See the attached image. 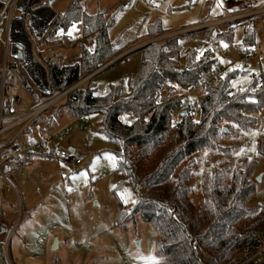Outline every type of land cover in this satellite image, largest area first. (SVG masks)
<instances>
[{
    "label": "trees",
    "instance_id": "16d2710c",
    "mask_svg": "<svg viewBox=\"0 0 264 264\" xmlns=\"http://www.w3.org/2000/svg\"><path fill=\"white\" fill-rule=\"evenodd\" d=\"M255 17L253 24L244 30L245 45H253L255 41ZM77 21H81L85 37L94 36L95 46L93 49L82 46L73 64L41 59L50 92H41L23 67L9 64L35 102L60 94L135 44L122 46L112 42L109 28L113 18L107 17L105 11L85 12L81 0H72L65 11L55 16L43 43L56 42L57 33L66 32ZM242 23L229 22L196 31L204 30L210 38L216 28L227 24L228 28L217 35L230 43L235 27ZM165 32L157 24L150 26L148 36ZM193 32L148 43L102 71L139 51L140 66L134 79L128 82L127 94L122 88L116 92L114 87L106 93L103 89L99 91L94 79L100 72L84 87L67 94L60 104L38 115L32 125L40 123L46 131L55 128L64 114L71 117L102 114L99 128L114 145L117 170L123 172L125 182L137 196L130 211L121 210L117 223L139 216L158 232L156 251L163 259L151 264H240L264 245V201L256 205L248 203L256 192L255 159L245 158L239 166L236 159L212 163L198 194L194 192L192 179L203 153L232 156L241 146L243 132L255 127L258 113L263 115L257 150L264 155V71L254 76L246 89L235 91L230 89V78L235 72L222 75L217 84L207 86L199 96L197 111L182 114L186 100L174 97L167 81L189 87L218 62L211 47L203 52L181 53L180 37ZM162 93H165L163 102H157ZM4 94L7 113L12 97L8 88ZM198 111L200 115L196 118ZM131 114L135 118L127 119ZM34 153L54 156L42 151L28 157ZM4 217L5 209L0 206V264H9L5 244L11 227Z\"/></svg>",
    "mask_w": 264,
    "mask_h": 264
},
{
    "label": "rangeland",
    "instance_id": "374dc122",
    "mask_svg": "<svg viewBox=\"0 0 264 264\" xmlns=\"http://www.w3.org/2000/svg\"><path fill=\"white\" fill-rule=\"evenodd\" d=\"M71 1L40 0L31 7L37 9L49 5L59 13L65 11ZM246 1L81 0V6L89 14L105 11L107 17H112L114 23L109 28L110 39L122 46L135 42L128 49L142 46L167 33L173 34L195 27V32L180 37L181 53L188 54L194 50L203 52L210 47L211 42L218 43L224 48L226 55L214 53L215 57L222 67L223 76L235 72L230 78V89L235 91L246 89L253 77L264 71V57L260 60L251 59L247 66L236 62L239 59L237 50L245 45V32L240 24L235 27L230 43L217 35L218 31L228 28L227 24L216 28L210 38L206 31L196 30L202 29L197 28V25L203 21H212L239 11ZM253 1L259 7L264 6V0ZM12 2L13 0L5 11L4 8L0 10L5 20L10 14L18 17L22 13L21 9L10 10ZM30 19L31 14L28 15L27 28L32 38L33 51L42 64L39 54L49 28L44 36L37 38ZM157 24L167 32L148 36L150 26ZM254 30L255 41L250 46L264 52V13L254 18ZM67 31L69 35L64 41L49 46L54 47L53 51H59L63 64H73L78 60L82 46L90 45L92 36L83 35L81 21L75 22ZM5 36L6 32L0 41V67L4 64L7 67L9 64L23 67V61L12 54L13 43H9L6 54ZM174 36L177 35L155 42ZM47 46L48 44L45 48ZM140 61L141 53L133 52L109 70L100 73L94 79L97 89L101 91L114 87L118 92L122 88L127 94L128 82L134 79ZM25 72L28 75L26 70ZM1 76L0 70V86ZM28 77L30 78L29 75ZM85 77L87 75L79 81ZM32 82L43 92L33 80ZM18 85L23 86L22 83ZM19 95L22 104L17 106V110L22 112L52 98H42L35 102L24 87L20 88ZM62 99L52 106L60 104ZM199 115L200 111L196 118ZM262 115L256 114L255 127L243 132L240 137L241 146L232 156L203 153L192 179L195 193L201 191V183L212 163L236 159V165L239 166L245 158H254L256 192L248 203L256 205L264 201V155L257 150L261 138ZM102 118L99 112L79 118L64 114L56 126L59 129L70 125V130L58 140V146L67 150L74 149L81 164L72 165L54 156L37 154L32 155L30 163L24 167L14 172L7 171L9 181L0 174V205L5 209V221L11 227L5 244L9 264H151L163 259L156 251L159 234L148 222L137 216L134 220L117 223L121 210L130 211L137 196L132 186L125 182L123 172L117 170L114 145L99 128ZM9 122L10 120L6 121L4 125ZM14 130L16 129L3 134L2 139H7Z\"/></svg>",
    "mask_w": 264,
    "mask_h": 264
},
{
    "label": "built area",
    "instance_id": "2783aa9c",
    "mask_svg": "<svg viewBox=\"0 0 264 264\" xmlns=\"http://www.w3.org/2000/svg\"><path fill=\"white\" fill-rule=\"evenodd\" d=\"M12 0H9L11 2ZM21 0H13L11 11L13 9H19L16 4ZM0 3V10L10 4ZM35 4V3H33ZM264 13V6H257L255 1L247 0L244 3V7L228 16H223L212 21H207L202 24L197 25V28L213 27L215 25H221L229 22L243 21L242 29L246 30L248 25L253 24V17ZM14 16L11 14L6 18L0 13V41L3 40L4 32H7L9 22ZM6 21V22H5ZM195 29V27L190 28ZM189 29H184L181 32H184ZM179 31L173 33L177 34ZM172 33H167L162 36H158L149 41L155 42L156 40H161L162 38L171 37ZM147 41V42H149ZM141 46V45H140ZM138 47V46H137ZM210 47L214 53H218L222 56H225V50L218 43L211 42ZM136 47H132L127 51H130ZM238 60L236 62L241 63L243 66H247L249 61L253 58L264 57L263 51H258L257 48H253L249 45H244L242 48L237 50ZM110 62V61H109ZM107 62V63H109ZM105 63L100 68L107 65ZM2 72L1 76V86H0V174L6 179L7 171L14 172L25 165L28 164V155L33 152H52L53 155L63 162L70 163L72 165H79L82 163L80 157H78L75 152H72L67 149L60 148L58 146V140L64 134L70 130V125H66L59 129L53 128L52 130H43V126L40 123L32 125L33 120L47 110L52 104L46 105L51 99L35 106L34 108L27 111H18L17 106L21 105V97L19 95L20 88L23 86L18 85L22 83L18 73L4 64L3 67H0ZM223 70L219 62L215 63L211 68L201 73L199 78L191 83L189 87H184L177 82L167 81L168 89L172 90V95L174 97H184L186 100V111L195 112L200 107L199 96L206 91V87L209 85H215L218 83L220 77L222 76ZM87 77L83 78L80 83L75 86V89H78L87 82ZM9 85V86H6ZM5 88L9 89V93L12 97V104L9 108V112L4 113V109L7 105V98L5 99ZM107 89H103V93H106ZM167 93V91H165ZM162 93L157 99V102H163L164 94ZM65 97V96H64ZM63 97V98H64ZM46 105V106H45ZM84 116V115H83ZM134 114H131L127 119H134ZM10 122L8 124L4 123L6 121ZM81 126V124H80ZM14 133L10 134L7 139H2V135L8 132H11L13 129ZM22 136V137H21ZM22 138V139H21ZM9 181V180H8ZM254 264H264V245L256 250L249 257Z\"/></svg>",
    "mask_w": 264,
    "mask_h": 264
},
{
    "label": "water",
    "instance_id": "95a60500",
    "mask_svg": "<svg viewBox=\"0 0 264 264\" xmlns=\"http://www.w3.org/2000/svg\"><path fill=\"white\" fill-rule=\"evenodd\" d=\"M36 2H40V0H36ZM40 9H48L49 10V14L46 18V21L44 22V25L42 26V30L41 33L39 35H37V38H41L42 36H44V34L46 33V31L48 30L51 22L53 21V19L55 18V16L57 15V12L55 10H53L49 5L47 6H42L40 8L35 9L36 11L40 10ZM189 31H194V29H189L186 30L184 32H189ZM183 33V32H178L176 35ZM152 41L146 42L144 45L151 43ZM142 45V46H144ZM142 46H138L130 51H125L124 53L120 54L119 56L115 57L114 59L110 60L109 63H107L106 66L102 67V68H98L95 71H93L92 73H90L89 75H87V80L91 79L92 77H94L95 75L99 74L100 72H102L104 69H106L107 67H109L110 65H112L114 62H116L118 59L122 58L124 55L141 48ZM12 54L15 55L18 59H21L23 61L22 66L23 68L27 71L28 75L30 76V78L35 82V84L43 91V92H50V87H49V80H48V75H47V71L45 69V67L41 64V62H39L34 54L33 51V43L32 41L28 38L26 43H20L17 42L16 44H14L12 46ZM35 76H40L41 80H42V84H39L37 82V80L35 79ZM80 82L75 83L74 85H72L71 87H69L68 89H66L65 91L61 92L60 94L52 97L51 99H56L59 100L61 98H63L64 96H66L67 94H69L71 91H73V89L75 88V86H77ZM187 111L184 110L182 112V114H185ZM224 130H226V128H224ZM70 151L74 152V149H70ZM260 179V177H258V180Z\"/></svg>",
    "mask_w": 264,
    "mask_h": 264
},
{
    "label": "bare ground",
    "instance_id": "6f19581e",
    "mask_svg": "<svg viewBox=\"0 0 264 264\" xmlns=\"http://www.w3.org/2000/svg\"><path fill=\"white\" fill-rule=\"evenodd\" d=\"M8 2L9 0H0V3L8 4ZM33 3H36V0H21L16 4V6L22 10V13L20 16H14V18L10 20L4 40L5 46L9 45V43H13L12 45L17 42L26 43L28 38L32 41L29 29L27 28L29 14H31L30 24L34 27L36 37L41 33L42 26L46 21L49 10L40 9L36 11L31 7ZM35 79L39 84H42L40 76H35ZM54 101H56V99H51L46 105H49Z\"/></svg>",
    "mask_w": 264,
    "mask_h": 264
},
{
    "label": "crops",
    "instance_id": "0c3cea01",
    "mask_svg": "<svg viewBox=\"0 0 264 264\" xmlns=\"http://www.w3.org/2000/svg\"><path fill=\"white\" fill-rule=\"evenodd\" d=\"M58 14V13H57ZM67 34L69 35V33H68V31H66V32H64V31H62V30H60L58 33H57V35L54 37V39L56 40V42H53V43H50V42H46V43H43L42 44V47H41V54H40V58H43L44 60H46V59H48V58H51L52 60H57V59H62V57L60 56V54L58 53V52H56V51H53V49H54V47H52V46H49V45H53V46H55V45H57V44H60L62 41H64L65 40V37L64 38H62V36H64V35H66V37H67ZM48 44V46L45 48V45H47ZM9 46L10 45H7L6 46V54H7V52H8V48H9ZM13 46V45H12ZM94 46H95V41H94V36L92 35V39H91V43H90V45L87 47V48H89V49H93L94 48ZM88 82V81H87ZM87 82H85L86 84H87ZM85 84V85H86ZM81 87H84V86H81ZM80 87V88H81ZM30 94V93H29ZM31 95V94H30ZM31 97H32V100H34V98H33V96L31 95ZM21 104H22V98H21ZM18 109V108H17ZM19 110V109H18ZM21 111V110H20ZM83 116V115H82ZM75 118H79V117H81V116H74ZM84 117V116H83ZM59 124V123H58ZM57 124V125H58ZM56 125V126H57ZM22 137V136H21ZM22 139V138H21ZM70 149H72V148H70ZM69 149V150H70ZM37 154H39V155H43V154H41V153H34V154H32V155H37ZM31 155V156H32ZM31 156L30 157H28V163H30V158H31ZM48 156H52V155H48ZM55 157V156H54ZM1 197V196H0ZM3 201V200H2ZM1 206V205H0ZM240 264H254V262L250 259V258H247V259H245V260H243Z\"/></svg>",
    "mask_w": 264,
    "mask_h": 264
}]
</instances>
